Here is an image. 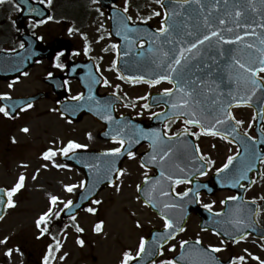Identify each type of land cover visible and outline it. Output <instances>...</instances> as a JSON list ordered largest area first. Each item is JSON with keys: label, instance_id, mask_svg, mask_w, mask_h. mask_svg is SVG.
<instances>
[{"label": "snow or ice", "instance_id": "obj_1", "mask_svg": "<svg viewBox=\"0 0 264 264\" xmlns=\"http://www.w3.org/2000/svg\"><path fill=\"white\" fill-rule=\"evenodd\" d=\"M93 3H98L99 0H92ZM196 3L200 5L201 9L204 8V5L201 3V0H175L176 4H180L181 6L189 4V3ZM221 0H214L213 7H217L220 4ZM6 3V0H0V4ZM40 3H46L47 5L52 4V0H40ZM156 3L160 4L161 7H165L163 0H156ZM223 3L226 5L228 4V0H223ZM261 3L264 4V0H261ZM249 6L256 10L254 0H249ZM235 11L234 14L232 12H228L226 15L231 17V23L234 27H227L228 21L225 18L218 19V25L213 24L210 17L212 16L211 10H209L208 14L203 18V24L201 27L206 31L203 34H198L199 29L188 30V25L185 24L184 27L186 31L184 32L183 36L177 38L173 36L174 25L175 21L173 20L172 23H169V20L172 17L179 15L176 11L175 7L169 9V11H165L163 14V19L161 21V26L156 29L154 32L151 33L152 40L149 42L150 45L155 43V41L160 40L161 37H166L164 43L166 44H175L178 47H175L171 50V55L169 51H163V56L165 57V61L162 62L159 67L164 68V71L156 74L154 78L146 79L145 76H120V79L126 80L129 83L137 84V83H145L148 84L150 87H154L161 82H168L173 84L172 88H165L161 94V97H169V101H165V103H170L171 109L174 110L171 116L165 115V119L171 120L173 118L180 119L184 118L183 122L187 126H196L200 129V132H191L189 128H185L182 133L174 134L175 137H179L183 134H189L192 136H196L197 138L200 135H210L214 137H219L224 140H228L229 143H232L233 140L229 139L232 138H240V142L244 144V152L247 157L246 162L243 166L233 173L232 176V186L233 187H241L244 188L245 185L241 184L240 181L248 179L247 173L253 170L255 166L252 163V160H258L260 163H264V154L258 153L255 149V145L257 143V138L252 137L248 134V131L245 130L243 133V137H247L248 141H252V145L249 146L243 138H241L239 132V126L243 125L242 120H237L233 115L231 109L233 107H244L248 106L252 97L256 95V92L260 89H264V77L260 76V73H264V34L258 33L255 28L258 27L264 30V18L257 24L255 21L252 23H244L242 22V17L244 16V11H242L239 5H234ZM218 10V8H217ZM30 12H37L38 10L35 8H30ZM100 11V9H97ZM123 11L127 13L128 8L127 6L124 7ZM171 12V16L169 15ZM43 15V13H40ZM103 15V12L100 13ZM153 16H161L160 12L154 11L150 16L146 18H140L143 22H147V20L152 19ZM52 16H48L47 20L41 19L38 23L43 24L46 23L48 20H52ZM127 20H132L131 16L127 17ZM223 26V27H222ZM243 28L244 31L242 33L235 32L234 35L225 36L224 33H234V29H241ZM249 29H251L249 31ZM73 29H69L71 33ZM141 29L139 28H130L127 24L124 25V29L122 32H118L117 35H123V38L126 41H129L131 38L129 37V32H140ZM256 37L258 40V44L255 42H249L246 37ZM184 37H191L192 39L189 41H185ZM215 38L216 44L219 46L217 48V55L210 56L209 59L212 60L213 63H218V58L228 57L231 63L228 64L230 69L235 71V76L230 74L229 79L230 81H234L236 84L235 89H229L225 94L223 91H219L220 84L217 83L216 79L213 78V71L212 64L203 63L201 66L200 58L202 56V50L207 42L209 50H211L213 39ZM42 39V37L40 38ZM85 39H87L85 37ZM103 39V37H101ZM235 44H242L243 50H254L252 52L247 53V59L237 58L236 55L231 54V50H225L223 45H235ZM144 42H140V47L143 48ZM21 48L24 47V44L21 43ZM113 48L117 49V57L119 58V46L112 45ZM89 47H85L84 51L87 53L89 51ZM107 50V49H106ZM149 52H153V48L150 46L148 48ZM74 55H79V53H73ZM129 53L126 51L124 53L127 56ZM258 54V55H257ZM64 53L61 52L56 56L55 67L56 68H63L65 65L59 62L60 57L63 56ZM143 55V53H141ZM196 68L197 72H203L205 69H208L206 73V77H202L197 75L195 72H192L191 75H186L185 70L190 69L191 66ZM116 66V62H113V67ZM27 75V73H24ZM49 77L52 76V73L48 74ZM95 83H100V80H96L93 78ZM15 83V81L13 82ZM67 84V81H64ZM108 81L105 79L103 80V84L105 86L108 85ZM9 88L13 87V84L8 85ZM119 88V85H117ZM215 95H212V94ZM117 99H119L118 93H114ZM203 96L205 100L210 99V105H205L204 100H201L199 97ZM175 97L174 100L171 98ZM72 100L80 101L84 99L83 94H79L77 96L71 97ZM89 100L94 99L93 96L89 95ZM140 99L147 100L148 97H140ZM160 97L156 98V102H159ZM0 100L3 101H10L12 97L9 93L0 94ZM97 114L100 113L99 101H97ZM33 104L28 102L25 104V107L21 110L31 109ZM109 106L105 105L104 108L107 109ZM144 109H149L150 105L145 103L142 106ZM17 112V108L13 107L10 109L8 104H4L0 106V114H3L5 117L15 118L14 113ZM160 113H153V116L159 117ZM259 116L264 118V108H262L259 113ZM107 121H113L115 118L111 115V112L105 111V114L101 117ZM123 119V118H121ZM256 117H253V121H255ZM234 122V123H233ZM119 124V121L116 122ZM251 127V125H249ZM24 133H28L30 131L29 128L24 127L22 129ZM114 135H112V141L119 145L118 147H113L108 149L103 153L104 156L110 157H119L122 155H127L128 158L134 159L136 153L131 151V147L134 143H139V139L133 140L131 138L126 139L123 135V128L113 129ZM108 135V133H105ZM261 135L264 136V127L261 128ZM174 136H169L167 132L161 133L159 130H152L151 133L144 134L142 133V137L144 139H151L152 140V149L153 152L150 155L148 162L143 163L142 167L147 168L148 164H159L161 167V171L159 173V177L157 178L151 185V188L147 191L146 198L144 203L146 205H151L152 207H157L158 202L154 193L159 194L160 197H168V200H164L162 202L161 213L164 219V228L167 230L166 234H160L158 238L154 240L156 245L159 249H161L160 254L163 255V243L167 242L169 239H173L175 237L176 232L184 231L183 227H180L176 221L170 218L168 215L163 214L165 209H174L181 207L179 203L173 198L172 193H175V197L179 198L180 201H183L184 198L189 197L191 194L196 201H199V185L197 189L194 191L193 188H188L182 192H176L175 187L176 185L180 184H191L192 181L188 178L187 173H185V169L176 165L180 173H185L183 177L174 175L171 172H168L164 169V165L166 161L170 158L173 153L172 147H166L169 141L174 139ZM89 138L91 135L89 134ZM15 142V140H13ZM259 143L264 144V139H261ZM127 144V147H126ZM157 146L159 150H157ZM88 145L81 144L73 140H69L66 145L54 149L49 148L42 154V159L45 161H52L53 166L57 168H66L68 165L66 164H56L54 157L57 155H62L64 157H69L70 154L74 157L76 155L77 150L79 149H87ZM199 154V155H197ZM240 156V152L237 151L235 155H229L227 157V161L222 165V167L218 168L217 175H220L228 170L231 169L233 166L234 161ZM192 160H199L203 163L200 164V167L196 169V172L199 175L204 176L207 175V171L204 169L206 167L210 168L212 165L215 164L210 157H207L200 153L199 145L194 146V151L192 154ZM108 166V171L116 175L117 179L124 175V170L117 168L115 160L106 162ZM23 167H27V165H23ZM42 167L47 168L48 165L44 164ZM88 167H92V165H88ZM39 174V169L36 170V174L32 176V179L35 180L37 175ZM149 177L147 173H145L144 183H149ZM260 179H264V174L260 175ZM27 180V176L24 173H21L15 184L8 189L0 190L3 193L0 196V205H5L8 208L15 207V200L13 199L14 196L19 193L24 187L25 182ZM169 182L168 187H170V191L164 186V182ZM85 182H81L79 185L77 184H67L64 185L65 191L68 193H72L78 187H83ZM252 184L256 183L255 180L251 181ZM137 191H143L141 185H137ZM118 190L119 187L117 186ZM137 199L139 200L140 197L138 196ZM261 200H264V196L260 197ZM228 201H240V204L236 206L235 211L233 212L232 209H229V214L232 218L228 221L229 224L234 226V231L225 230L223 232V236L228 237L231 242L233 243H240L241 241L247 240L248 236L251 235V232L247 231L248 229L254 230V225L257 223L256 218L259 217L261 209L257 205L256 199H253L249 202H245L239 196H229L226 200L221 201L222 204H227ZM93 203L99 205L101 203L100 200H95ZM63 207H59L60 205ZM246 204L256 205L255 208H247V211L244 212V206ZM213 203L204 204L203 207L208 210L210 213L213 210ZM74 202L72 200H61V198L57 195H51L49 197V207L47 210L39 216L36 220V227L40 231V237H43L45 234H49V224L52 220L60 219L61 215L66 212V210H71L74 207ZM88 213L95 214L97 209L93 207H86L84 209ZM243 213V214H242ZM225 215L223 212H215L213 216L219 217ZM71 220L73 221V226L78 233H83L84 228H82L79 224L75 223L77 220V215H71ZM0 219H3V216H0ZM67 227V226H65ZM137 227H140L139 223H137ZM103 229V222H99L95 225L94 230L97 233H100ZM216 235H221L220 232H217ZM38 237V238H40ZM53 241H55L54 245L50 244L48 246L47 253L42 258V264H54L56 260V256L54 253H58L62 247L60 240L56 238V236L52 237ZM264 239V237H262ZM9 241L8 237H5L3 240H0V244H7ZM77 243L80 246H84L85 241L83 239L78 238ZM197 245L201 244V241L198 239L195 242ZM228 243L227 239L221 240V245H225ZM146 244L147 241L144 238L140 239L138 250L136 251L135 255L131 250L125 251L123 253V258L120 264H131L132 261L137 260L138 258H142V254L146 251ZM188 244V241H181V248H184ZM208 249L212 253H219L225 250L224 247H217L213 245H209ZM174 250V247L173 249ZM20 253L21 250L17 246L15 249L8 248L5 252V255L8 258H12L13 253ZM247 253V249H245ZM248 256H251L252 259H255L259 262V264H264V259H261L258 256H252L251 253H247ZM61 260L66 258V254L64 256L59 257ZM246 258L244 255H239L233 257L229 260V264H245ZM154 264V262H153ZM161 264H175V261L172 260H164L161 261ZM205 264H219L218 261L215 260L214 257H209Z\"/></svg>", "mask_w": 264, "mask_h": 264}, {"label": "flooded vegetation", "instance_id": "obj_2", "mask_svg": "<svg viewBox=\"0 0 264 264\" xmlns=\"http://www.w3.org/2000/svg\"><path fill=\"white\" fill-rule=\"evenodd\" d=\"M30 1L32 2V5L27 8L18 4V2H24L23 0H6V3L0 4V94L9 93L12 100L28 98L40 94H46V98L34 103L33 107L27 110H21L25 106H22L19 102L0 100V106L8 104L10 109L13 107L17 108V112L14 113L15 118L5 117L3 114H0V133L7 131L14 133L18 128L24 126L23 124H27L26 118L28 115L37 110L41 104L45 103V101L54 104V112L68 125H76L84 118H90L89 116H86L77 123H71L61 115L60 106L62 103L66 100H72L71 97L82 93L80 84L74 77H83L87 82L90 81L92 88L99 85L97 91L101 96L118 93L119 99L123 102V106L116 108V112L119 115L128 114L143 124H149L154 117L153 113H161L164 111V106L153 107L152 105L154 104H151V98L154 94H162L165 88H172L170 84L160 83L156 85L159 89L153 90L156 86L150 87L145 83L132 84L120 79V75L117 72V49L112 47V45H118V42L112 39L110 34L109 8H103L100 2L93 3L92 0H52V4L61 2L71 3V7L63 9L57 7L48 8L50 13L52 10L54 12H63L54 15L51 14L53 17L52 20L40 24L38 21L41 19L47 20L48 16H42L36 12H30V8H36L33 4L40 3L37 0ZM155 5L156 9H153L149 0H116L112 8L123 10L124 7L127 6L128 11L126 14L132 17L131 21L143 24L145 22L140 18H146L154 11L160 12L161 16H153L152 19L147 20L146 22V24H150L154 27V21L152 22V20L155 19L156 22L161 24L164 14L161 5ZM97 9H100V11H97ZM101 12H103V15L100 14ZM135 17L137 20L134 19ZM69 29H73V31L70 33ZM29 36L37 40V48L40 50L52 49L60 41H66L68 44H59V48L54 52L51 58L36 61L32 67L27 68L26 70H23V64H16L19 68L16 69L14 73H11L12 76L7 77L2 62L4 54H14L27 49V39ZM41 37L42 39H40ZM85 37L87 39H85ZM94 37H103V39L101 42L94 43L91 40ZM104 39L106 41L105 43ZM21 43L24 44L23 48L20 47ZM86 46L90 49L87 53L84 51ZM61 52H63L64 55L60 57L59 62L65 65V67L56 68L54 66L55 63H57L56 56ZM73 53H79V55H74ZM114 61L116 62L115 67H113ZM71 66L73 67V71L70 73L71 78H68L67 75ZM24 73H27V75ZM49 73H52L51 77H49ZM48 78H59V82L56 84L55 88L46 82V79ZM93 78L100 80V83H95ZM105 79L109 82L107 86L103 84V80ZM14 81L15 83H13ZM64 81H67L68 83L65 84ZM9 84H13V87L9 88ZM117 85H119V88H117ZM162 85H165V87L161 88ZM126 86H138L139 88L146 90L147 93L143 95V97L147 96L148 99H140L142 96H135L134 99H128L122 93V87ZM145 103L150 105L149 109H144L142 107ZM238 120L240 119L238 118ZM93 121L97 123L95 120ZM186 127L189 128L191 132H200L197 128L187 126L180 120L166 123L164 131L167 132L169 136H174L176 133L183 132ZM239 127L242 132L247 130L250 136H255L254 125H252L251 129H245L243 125ZM191 137L196 141V144L199 145L200 153L210 157V154L205 152L203 135H200L198 138L192 135ZM98 139L101 140L99 135ZM101 141L105 143H114L106 140ZM115 145V147L119 146L117 144ZM106 149L108 150L110 148ZM90 150H92V148ZM147 150V145L140 146L134 151L136 153L135 158H127L126 161L133 160L134 162L137 161L139 166L142 165L140 160ZM237 151L240 152L238 146L230 144L229 155H235ZM258 153L262 154V151H258ZM177 154H179V152H177ZM210 158L215 161V164L209 168L211 169V172L207 176H198V174H195V180L200 183L212 182L213 175L217 173L216 170L222 167L227 161V157L224 158L219 156V158ZM189 159L190 158H176L178 162L189 161ZM61 160L62 155L59 157V161ZM252 163L255 166L251 172L247 173L248 179L240 181L241 184L245 185L244 188L239 186L233 187L231 183V189L217 191L212 196H207L205 193H201L199 195V206L197 208L203 209L204 204L214 202L212 212H223L224 204H222L221 201L226 200L229 196H239L245 202L256 199L261 212L259 217L256 218L257 223L254 225V230H247L251 232V235L248 236L247 240L241 241L238 244L228 240L226 246L221 245V240L225 238L216 235V233L212 231L203 230L201 228L200 211L192 210L190 217L184 226V231H181L168 244V246L174 245L175 255L180 251L181 241L196 242L199 239L201 244L206 247L213 245L225 248L224 251L215 253V257L219 264H229L231 258L239 255L245 256V264H259L257 260L252 259L247 253H251L252 256H258L261 259H264V239H262V237H264V200L260 199L261 196H264V179H260V175L264 174V163H260L258 160H252ZM243 164L244 163L233 164L231 168L232 176L235 170L241 168ZM142 169L144 170L142 172L144 173L142 176L143 178H145V173H147L148 177L154 174L150 169L145 167H142ZM196 169L197 168H195V171ZM252 180H255L256 183L252 184ZM191 187L192 185L188 183L180 184L175 186V191L182 192ZM238 204H240V201H233V212ZM255 207L256 205L246 204L244 206V212L247 211V208ZM231 218L232 216L230 215L229 220ZM227 227L230 231H234L233 225L227 223ZM161 228H164V226ZM245 249H247V253L245 252Z\"/></svg>", "mask_w": 264, "mask_h": 264}, {"label": "rangeland", "instance_id": "obj_3", "mask_svg": "<svg viewBox=\"0 0 264 264\" xmlns=\"http://www.w3.org/2000/svg\"><path fill=\"white\" fill-rule=\"evenodd\" d=\"M149 3L156 9V0H149ZM134 19L137 20L136 17ZM152 22L160 27L155 19ZM91 40L95 43L102 39L94 37ZM122 92L132 98L146 94V90L137 87H122ZM53 109L54 104L45 101L31 112L26 118L27 124H23L30 129L28 133H24L21 128L14 133H0V186L11 188L21 173L27 176L25 187L13 198L15 207L10 208L7 217L0 223V240L9 238L6 245L0 244V264H42L48 240L40 237L36 220L49 207L50 194L64 201H74L84 187H78L72 193L65 191L64 185H79L85 182L84 177L73 167L57 168L52 161L43 160V152L49 148L58 149L69 140L86 144L89 149L112 147L98 139L103 128L90 118H85L78 125L66 126ZM236 115L244 122L245 129L251 125L254 116L251 110L240 109ZM203 142L205 152L213 157L225 158L230 153L227 145H220L211 138ZM55 163L58 164L56 160ZM44 164L48 167H42ZM37 169L39 174L33 180ZM124 171H127L126 174L115 186L100 194L98 200L101 203L92 205L97 209L96 213L86 212L77 218L75 223L84 228V232L78 233L69 228L62 235V247L54 264H120L125 251L131 250L135 255L140 239L147 237L152 229L162 227L161 220L137 199L136 186L140 185L144 170L137 161L131 160L126 162ZM101 221L103 229L97 233L94 228ZM137 223L140 227H137ZM78 238L85 241L84 246L77 243ZM17 246L21 252H14L12 258H8L6 250ZM65 254L66 258L61 260L59 257ZM170 255L166 254L165 258Z\"/></svg>", "mask_w": 264, "mask_h": 264}, {"label": "water", "instance_id": "obj_4", "mask_svg": "<svg viewBox=\"0 0 264 264\" xmlns=\"http://www.w3.org/2000/svg\"><path fill=\"white\" fill-rule=\"evenodd\" d=\"M104 5H110L113 0H101ZM201 3L204 5V8L201 9L200 5L196 3H189L186 5L181 6L180 4H176L175 2H166L164 5L166 8L169 9L173 7V5H179V8L176 10L179 15L172 17V19L169 20V23H172L173 20L175 21L174 25V31L173 36L180 38L183 36L184 32L186 31L184 25H188V30H196L199 29L198 34H203L206 30L201 27L203 24V18L206 16L211 10L212 16L210 19L212 20L214 26L218 25V19L219 18H225L228 23L227 27H234L231 23V17H228L226 14L228 12H232L234 14V11L236 10L234 5H239L240 9L244 11V16L241 18L242 22L244 23H252L255 21L257 24L261 21L262 18H264V4L261 3V0H254L256 10L253 11V9L249 6V0H228V4H224L223 0H221L220 4L217 7H213L214 0H201ZM167 8V11H168ZM218 8V10H217ZM169 15L171 16V12H169ZM223 27V26H222ZM132 28H139L144 29V27L136 26ZM251 29H249L250 31ZM255 30L258 33L264 34V30L256 27ZM244 31L243 28L241 29H234V33H227L225 32V36L234 35L235 32L242 33ZM166 37H161L160 40H157V47L155 50V47L153 48V51L156 52V58L157 63L160 65V63L165 61V57L163 56V51H169L171 55V50L175 47H178L175 44H166L164 43ZM191 37H184L185 41L191 40ZM246 39L249 42H255L258 44V40L256 37H246ZM219 46L215 42V38L213 39L211 50L208 48V44L206 42L203 50H202V56L200 58L201 66H203V63H209L212 64V71H213V78L216 79L217 83L220 84L219 91H223L225 94L229 89H235L236 84L234 81H230L229 76L230 74L232 76H235V71L233 69H230L228 67V64L231 63L230 59L226 56L224 58H218V63H213L212 60L209 59L210 56H216L217 55V48ZM225 50H231L232 55H236L237 58H243L247 59V53L252 52L254 50H243L242 44H235V45H223ZM258 55V54H257ZM196 62H193V66L190 67V69L185 70L186 75H191L192 72H195L197 75H200L202 77H206V73L208 69H205L203 72H197L196 68L194 67V64ZM121 71L125 74L126 77L128 76H145L146 79L148 78H154V76L162 71H164V68L157 67L156 73L145 72L144 70H136L133 73H130V69H125L121 67ZM212 95H215L214 93ZM201 100H204L205 105H210L211 100H205L203 96L199 97ZM257 104L261 105V109L264 108V89H260L256 92V95L252 97V100L250 101L249 105L256 108ZM260 117V121H262V117ZM83 156L84 160H81V163L76 164V166L85 174L87 179V185L84 189V191L80 194L79 201L74 204L75 206L71 210H67L65 212V216H71L73 214H78L79 211L84 208L88 203H90L96 196L99 194V192L105 187L107 184H114L116 182V175L113 173H110L108 171L107 163L108 161H112L113 159H108L107 156H104L100 153H83V154H77L76 156ZM122 158H118L115 160L116 167L120 168V162ZM88 165H92V167H88ZM6 213V206L0 205V216H5ZM1 220V219H0ZM204 221L207 220V218L204 217ZM207 222V221H206ZM156 234H153V237L147 241L146 244V251L142 255V258H140L137 262H134L133 264H149L151 263L156 256L158 255V251H156L157 247L153 248L154 244V238ZM158 238V236H156ZM153 245V246H152Z\"/></svg>", "mask_w": 264, "mask_h": 264}]
</instances>
